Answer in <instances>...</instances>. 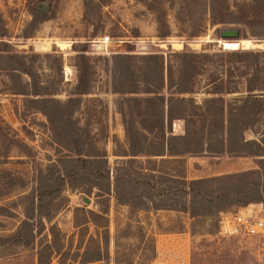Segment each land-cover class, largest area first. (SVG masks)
Segmentation results:
<instances>
[{"label":"rangeland","instance_id":"1","mask_svg":"<svg viewBox=\"0 0 264 264\" xmlns=\"http://www.w3.org/2000/svg\"><path fill=\"white\" fill-rule=\"evenodd\" d=\"M242 1L229 0V4L235 9ZM35 2L0 0L7 40L13 49L33 54L32 65L44 87L57 90L56 98L62 101L75 88L79 71L87 75L90 93L81 95L66 110L62 108L68 117L57 124L63 133L74 134L85 146L90 143L89 148L96 145L104 150L114 170L117 161L130 158V150L157 148L156 141L149 145L135 133V126H140L137 116L130 144V97L146 94L113 90L114 84L130 86V54L160 52L166 56L184 47L194 51L229 50L232 48H225L223 42L233 40H222L219 30L231 27L239 28L240 45L248 44L236 49H264V26L240 21L212 25L205 10L206 0H44L40 5L53 10L54 15L34 28L29 10ZM158 13L165 16L170 30L164 40L158 37ZM194 28H203L204 32L188 39ZM46 53L52 55L45 57ZM10 84L0 70V264H79L80 256H95L101 243L106 245H101L105 248L102 259L87 264H264V229L257 234L244 233L235 219L240 215L264 220V202L231 207L224 211L228 213H220L216 221H210L193 220L188 214L172 210H139L111 201L108 213H89L93 221L75 226V219H85L82 210L99 212L100 205L95 204L93 195L64 186L59 195H54L56 199L43 202L58 228L53 239L49 224L38 219L35 187L38 169L55 160L60 147L46 118L27 107L22 96L8 93ZM204 84V78H200L198 87ZM234 95L238 93L227 98ZM205 96L202 89L195 94L197 100ZM120 107L127 113V128ZM254 129L263 133L264 120ZM172 132L184 133L182 120L172 123ZM244 136L258 142L261 138L252 130H246ZM182 160L181 166H166L174 173L182 170L187 179L256 171L251 177L256 178L264 196V155L239 157L203 152L185 155ZM117 165L130 178V164ZM76 207L82 209L76 212ZM26 213L31 217L29 225L22 224Z\"/></svg>","mask_w":264,"mask_h":264},{"label":"trees","instance_id":"2","mask_svg":"<svg viewBox=\"0 0 264 264\" xmlns=\"http://www.w3.org/2000/svg\"><path fill=\"white\" fill-rule=\"evenodd\" d=\"M43 1L36 0L30 7V25L34 28L54 15L53 10L40 5ZM234 8L229 0H206L205 4L212 25L240 21L249 26H264V0H243L240 7ZM156 20L158 37L164 40L170 33L165 16L158 13ZM203 32V28H194L188 39ZM7 37L8 29L0 14V70L11 81L8 93L22 96L27 107L35 108L46 118L60 147L56 159L38 169L35 187L38 219L42 224L43 219L49 224L53 239L58 228L52 223L51 213L44 210L43 202L56 199L54 195H59L64 186L93 195L95 204L100 205L99 212L82 210L85 219L78 222L74 218L75 226L93 221L89 213L96 216L108 213L111 201L139 210L147 207L172 210L188 214L193 220L210 221H216L221 212L231 207L264 202L258 181L251 177L256 171L187 179L182 170L174 173L173 168L166 166L168 163L181 166L183 156L203 152L239 157L264 155V132L254 129L256 123L264 120V49L209 52L184 47L169 51L166 56L160 52L130 54V86L114 84L113 90L121 94H146L130 97V144L135 137L131 132L134 116H137L140 126H135V133L149 145L156 141L157 148L130 150L127 154L130 158L116 162L130 164L128 178V172L119 169V165L116 164L115 170L110 167L104 150L96 145L91 149L90 143L85 146L74 134L63 133L62 126L57 124L68 117L62 108L66 110L78 102L81 95L90 93L87 75L79 71L75 88L67 100L62 101L56 98L57 90L49 91L44 87L39 72L32 65L33 54L13 49ZM241 45L248 47L247 42ZM200 78L205 81L202 87H198ZM240 85H243L241 90ZM201 89L206 96L197 100L195 94ZM235 93L238 95L227 98ZM119 109L127 128V113ZM180 120L184 123V133L173 134L172 123ZM246 130L261 135L260 141L246 139ZM81 200L87 206V200ZM25 216L22 224L29 225L30 214ZM101 245L106 248L105 243H101L95 256L82 255L79 264L101 260L105 250Z\"/></svg>","mask_w":264,"mask_h":264},{"label":"built area","instance_id":"3","mask_svg":"<svg viewBox=\"0 0 264 264\" xmlns=\"http://www.w3.org/2000/svg\"><path fill=\"white\" fill-rule=\"evenodd\" d=\"M239 230L247 234H257L264 229V220H253L250 216H236L235 217ZM234 232L237 229L233 230Z\"/></svg>","mask_w":264,"mask_h":264},{"label":"water","instance_id":"4","mask_svg":"<svg viewBox=\"0 0 264 264\" xmlns=\"http://www.w3.org/2000/svg\"><path fill=\"white\" fill-rule=\"evenodd\" d=\"M219 37L222 40H240L239 39L240 38V30L237 27L221 28L219 30ZM240 47H244V46L240 45ZM232 49H236V48H232Z\"/></svg>","mask_w":264,"mask_h":264},{"label":"bare ground","instance_id":"5","mask_svg":"<svg viewBox=\"0 0 264 264\" xmlns=\"http://www.w3.org/2000/svg\"><path fill=\"white\" fill-rule=\"evenodd\" d=\"M241 40V39H240ZM223 45L226 48H237L240 46V41L239 40H233V41H224ZM175 125V124H174Z\"/></svg>","mask_w":264,"mask_h":264},{"label":"crops","instance_id":"6","mask_svg":"<svg viewBox=\"0 0 264 264\" xmlns=\"http://www.w3.org/2000/svg\"><path fill=\"white\" fill-rule=\"evenodd\" d=\"M222 214H226L228 212H221ZM206 234L212 235V232H206ZM206 234H202V236L206 235ZM181 261H185L184 258H181Z\"/></svg>","mask_w":264,"mask_h":264}]
</instances>
